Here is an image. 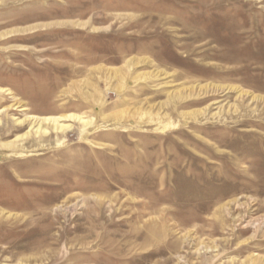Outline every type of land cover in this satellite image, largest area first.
Masks as SVG:
<instances>
[{
  "label": "rangeland",
  "instance_id": "obj_1",
  "mask_svg": "<svg viewBox=\"0 0 264 264\" xmlns=\"http://www.w3.org/2000/svg\"><path fill=\"white\" fill-rule=\"evenodd\" d=\"M0 264H264V0H0Z\"/></svg>",
  "mask_w": 264,
  "mask_h": 264
},
{
  "label": "bare ground",
  "instance_id": "obj_2",
  "mask_svg": "<svg viewBox=\"0 0 264 264\" xmlns=\"http://www.w3.org/2000/svg\"><path fill=\"white\" fill-rule=\"evenodd\" d=\"M72 90V89H71ZM74 119V118H73ZM48 122H47V125L48 126H50L53 130H55V131H61L62 129H64L65 128V126H58V124H53L52 123V121H50V120H47ZM54 122V121H53ZM41 127V126H40ZM46 128V127H45ZM45 128H38L39 130H41V131H43V132H46V129ZM37 130V129H36ZM35 130V131H36Z\"/></svg>",
  "mask_w": 264,
  "mask_h": 264
}]
</instances>
